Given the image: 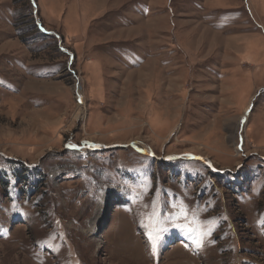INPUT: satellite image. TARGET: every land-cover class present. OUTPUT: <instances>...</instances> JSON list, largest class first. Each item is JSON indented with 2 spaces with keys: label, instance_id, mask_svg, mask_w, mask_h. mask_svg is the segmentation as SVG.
<instances>
[{
  "label": "rangeland",
  "instance_id": "obj_1",
  "mask_svg": "<svg viewBox=\"0 0 264 264\" xmlns=\"http://www.w3.org/2000/svg\"><path fill=\"white\" fill-rule=\"evenodd\" d=\"M0 264H264V0H0Z\"/></svg>",
  "mask_w": 264,
  "mask_h": 264
},
{
  "label": "snow or ice",
  "instance_id": "obj_2",
  "mask_svg": "<svg viewBox=\"0 0 264 264\" xmlns=\"http://www.w3.org/2000/svg\"><path fill=\"white\" fill-rule=\"evenodd\" d=\"M72 147H76V146H72ZM155 231L158 232V230ZM149 238L151 239L152 247L155 248L157 240L159 238L158 234H155L154 232H149ZM201 245H202V241L197 240V246H201Z\"/></svg>",
  "mask_w": 264,
  "mask_h": 264
},
{
  "label": "bare ground",
  "instance_id": "obj_3",
  "mask_svg": "<svg viewBox=\"0 0 264 264\" xmlns=\"http://www.w3.org/2000/svg\"><path fill=\"white\" fill-rule=\"evenodd\" d=\"M79 92H80V90H79ZM81 93V92H80ZM81 96V95H80ZM82 100H83V98H80V101H81V103H82ZM84 103V102H83ZM72 146V145H71ZM114 198L112 197V198H110V199H106L105 200V202L106 203H110V201L111 200H113ZM101 212V211H100ZM98 217H99V214H98ZM94 222V224H93V228H92V230L90 231L91 232V234L92 233H94V232H96L97 230H98V224H97V222L96 221H93Z\"/></svg>",
  "mask_w": 264,
  "mask_h": 264
},
{
  "label": "built area",
  "instance_id": "obj_4",
  "mask_svg": "<svg viewBox=\"0 0 264 264\" xmlns=\"http://www.w3.org/2000/svg\"><path fill=\"white\" fill-rule=\"evenodd\" d=\"M77 92H78V88H77ZM77 99H78V101L81 103L79 93H78ZM60 175H62V174H60Z\"/></svg>",
  "mask_w": 264,
  "mask_h": 264
}]
</instances>
